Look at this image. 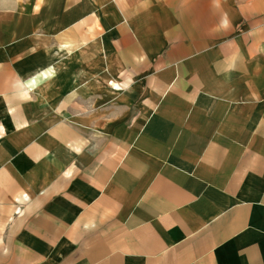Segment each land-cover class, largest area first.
<instances>
[{"label":"crops","instance_id":"crops-1","mask_svg":"<svg viewBox=\"0 0 264 264\" xmlns=\"http://www.w3.org/2000/svg\"><path fill=\"white\" fill-rule=\"evenodd\" d=\"M0 264H264V0H0Z\"/></svg>","mask_w":264,"mask_h":264},{"label":"built area","instance_id":"built-area-1","mask_svg":"<svg viewBox=\"0 0 264 264\" xmlns=\"http://www.w3.org/2000/svg\"><path fill=\"white\" fill-rule=\"evenodd\" d=\"M111 88H112V89H115V90H118V89H119L118 86H116V85H114V84L111 85Z\"/></svg>","mask_w":264,"mask_h":264}]
</instances>
